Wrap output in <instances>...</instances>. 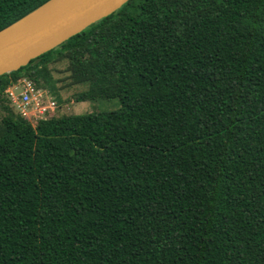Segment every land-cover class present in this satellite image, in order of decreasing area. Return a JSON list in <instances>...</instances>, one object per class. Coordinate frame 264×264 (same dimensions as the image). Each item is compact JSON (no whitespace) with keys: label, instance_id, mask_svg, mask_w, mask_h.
<instances>
[{"label":"trees","instance_id":"obj_1","mask_svg":"<svg viewBox=\"0 0 264 264\" xmlns=\"http://www.w3.org/2000/svg\"><path fill=\"white\" fill-rule=\"evenodd\" d=\"M49 0H0V31ZM113 111L35 126L5 91ZM0 264H264V0H129L0 76Z\"/></svg>","mask_w":264,"mask_h":264},{"label":"water","instance_id":"obj_2","mask_svg":"<svg viewBox=\"0 0 264 264\" xmlns=\"http://www.w3.org/2000/svg\"><path fill=\"white\" fill-rule=\"evenodd\" d=\"M129 0H49L0 31V76L28 65Z\"/></svg>","mask_w":264,"mask_h":264},{"label":"rangeland","instance_id":"obj_3","mask_svg":"<svg viewBox=\"0 0 264 264\" xmlns=\"http://www.w3.org/2000/svg\"><path fill=\"white\" fill-rule=\"evenodd\" d=\"M66 63H59L51 66L53 75L57 80H64L66 73L64 72ZM30 81V80H29ZM67 81L59 82L58 86L62 87L60 90L61 103H58L53 96L47 91L38 89L34 85L35 89L40 93V103L42 107H48L44 115H39L36 111V117L31 115L30 123L35 126L36 123L42 119H48L52 117L81 115L88 113H98L103 111H113L119 108V104L116 100L100 101V102H75L74 95L85 90L84 86H69L66 87ZM22 89H17L16 93H21ZM54 102L53 110L50 108L51 103ZM14 110L19 114L18 110L13 106Z\"/></svg>","mask_w":264,"mask_h":264},{"label":"built area","instance_id":"obj_4","mask_svg":"<svg viewBox=\"0 0 264 264\" xmlns=\"http://www.w3.org/2000/svg\"><path fill=\"white\" fill-rule=\"evenodd\" d=\"M22 89L21 93H16L17 89ZM5 95L10 100L12 106H14L19 115L30 120L31 115L36 117V112L39 115H44L48 107H42L40 103V93L35 89L34 84L28 79H21L15 85L9 87L5 91ZM54 102L51 103L50 108L53 110ZM36 111L35 113H33ZM40 120L42 118H39Z\"/></svg>","mask_w":264,"mask_h":264}]
</instances>
